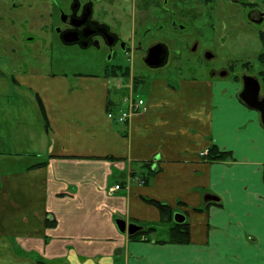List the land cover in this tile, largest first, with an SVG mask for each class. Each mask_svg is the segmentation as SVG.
I'll list each match as a JSON object with an SVG mask.
<instances>
[{
	"label": "crops",
	"instance_id": "1",
	"mask_svg": "<svg viewBox=\"0 0 264 264\" xmlns=\"http://www.w3.org/2000/svg\"><path fill=\"white\" fill-rule=\"evenodd\" d=\"M199 1L201 20L223 0ZM226 2L231 24L240 11L264 24V0ZM215 15L223 21L214 7L205 24ZM203 73L139 76L146 111L127 124L108 118L111 104L125 109V93L103 72L9 74L0 98V264H264V125L240 100L238 80ZM214 148L231 157L200 156ZM154 203L168 208L165 219ZM175 214L190 226L187 244L164 235ZM117 219L155 231L134 238Z\"/></svg>",
	"mask_w": 264,
	"mask_h": 264
},
{
	"label": "flooded vegetation",
	"instance_id": "2",
	"mask_svg": "<svg viewBox=\"0 0 264 264\" xmlns=\"http://www.w3.org/2000/svg\"><path fill=\"white\" fill-rule=\"evenodd\" d=\"M182 0H0V5H3L6 12L13 18L11 21V28L13 32L23 29L19 37H14L15 41L22 38L25 29L30 22H43L41 31L49 38H43L44 43L51 42V34L63 46L80 47L81 49H94L99 51L105 49L107 51L108 60L119 56H128L131 63L129 66L128 82H134L130 87L129 83L125 82L121 76L119 79L110 76V70L118 69V65H108L102 71L109 81V87L115 92H124V103L129 102L135 95L137 77L134 63L141 62L145 66L156 70L168 67L171 64L174 66V71L181 69V74L193 72L198 75L200 68L206 61L211 62L217 58L211 53L205 54L204 62L200 59L193 61L191 55L185 54V51L177 49L175 57L171 55V45L167 38L168 34L174 30L173 33H180L184 30L178 20L182 17L188 16L190 6ZM198 1H196L197 3ZM192 3V2H191ZM195 8L198 4L194 5ZM200 16V15H199ZM14 18H20L23 23H17ZM25 21V22H24ZM27 21V23H26ZM30 21V22H29ZM259 19L256 22H261ZM29 22V23H28ZM167 27V28H166ZM126 31V37L121 35V31ZM157 32L161 35L155 36ZM51 33V34H50ZM168 33V34H167ZM72 38L74 43L66 44L63 38ZM188 41L186 39H178L174 43L180 45ZM157 45H162V52L160 57L168 58L167 64H163L158 68H152L149 65L150 61L154 62L156 59ZM187 44L183 45L186 46ZM157 46V47H156ZM178 48V46H177ZM189 53H195L198 49V43L194 42L188 46ZM158 50V48H157ZM165 51V52H164ZM153 52V53H152ZM158 52V51H157ZM211 52V51H210ZM159 53V52H158ZM157 53V55H158ZM169 56V57H168ZM203 58V57H202ZM139 59V60H138ZM211 59V60H210ZM210 60V61H209ZM250 65V64H249ZM233 71L229 68L225 69H210L204 72L206 76L211 78H230ZM263 73L261 71L258 75L246 74L247 76L256 77L261 84V96L263 88ZM102 74V73H101ZM143 73L141 72V75ZM169 74V73H168ZM140 75V76H141ZM202 73L199 74L201 76ZM244 77V76H243ZM243 77L234 74V81L238 80L243 90ZM114 83V88H112ZM238 94V95H239ZM115 98V97H114ZM117 102L110 100L109 103Z\"/></svg>",
	"mask_w": 264,
	"mask_h": 264
},
{
	"label": "rangeland",
	"instance_id": "3",
	"mask_svg": "<svg viewBox=\"0 0 264 264\" xmlns=\"http://www.w3.org/2000/svg\"><path fill=\"white\" fill-rule=\"evenodd\" d=\"M196 1L198 2L196 3ZM226 1L223 0L216 3L215 6H209L206 10V16H201L200 20L198 14V3L200 1L192 0V3H190L187 0H182V4L184 2L186 4L187 11V5L191 6L188 16L178 20V23L184 27V30L177 34L173 33L174 30L170 34L167 33L168 36L170 35V38H167L168 42L172 40L170 42L172 48L171 55L174 58L176 55L174 51L177 49L185 51L187 55H191L194 59L193 61H198L199 59L206 61L205 54L208 53L216 55L217 58L211 62L206 61L205 63L204 60H201L204 63L200 71L207 72L210 69L220 70L226 67L233 71L231 77L227 78L228 80H233L234 74H238L239 77H243L248 73L257 75L258 71H264V64L258 60V54L263 50L260 36L264 24L249 22L246 19V14L243 15V11H240L236 24H231L236 11L233 13L231 5L227 4ZM195 4H198L196 8ZM200 4L202 6V2ZM214 7L215 10L223 14V21L222 19L218 21L215 15L214 21H209L208 25H206L205 22L207 23L211 19V11L214 10ZM203 8L205 10V7ZM12 19L4 6L0 5V98L2 100H6L8 95V85L10 83L8 75L14 72L35 71L44 74H67L72 77L76 73H94L100 75L104 68L111 64L123 66L124 68L130 66L131 61L128 56H119L108 60L107 51L104 48L96 51L94 49L84 50L80 47L63 46L51 33L52 43L42 42L43 38H49V36H45L41 31L43 22L29 21L30 24L25 29L22 38L15 41L14 37L20 36L23 27L19 31L13 32L11 28ZM14 20L19 24L23 23L20 18H14ZM221 21L222 23H220ZM121 35L126 37L127 32L122 30ZM159 35H161V38L163 37L161 32L154 33V37ZM178 39H186L188 43L184 42L183 44L176 45L174 42ZM194 42L198 43V49L195 53L191 54L187 48ZM185 44L187 45L183 46ZM171 64L176 63L171 62ZM171 64L166 68L153 70L137 61L134 63V68L139 76L141 72L143 74H151L150 76H156L157 74L163 76L168 73L172 76H182L181 69H179V72L178 70L174 71V66ZM186 74L190 73L186 72ZM124 81L129 83L127 87H130L134 83L133 81L131 83L128 82V78ZM132 86L134 87V85ZM114 87V83H112V88ZM17 90V86L11 85V95H14ZM262 95H264V84ZM134 180L140 185H144L145 183L144 179L142 181L138 179ZM113 188L110 189V193L121 190L122 186L118 190L111 191ZM164 235L165 237H169L170 234L165 233Z\"/></svg>",
	"mask_w": 264,
	"mask_h": 264
},
{
	"label": "water",
	"instance_id": "4",
	"mask_svg": "<svg viewBox=\"0 0 264 264\" xmlns=\"http://www.w3.org/2000/svg\"><path fill=\"white\" fill-rule=\"evenodd\" d=\"M63 42H66V44H72L74 41L70 38H63ZM158 46V47H157ZM156 47V56L157 58H154V62L149 63L152 68H158L159 66H162L163 64H167L168 58L165 56L162 58L160 57L162 50V45H157ZM159 53H158V52ZM165 52V51H164ZM153 53V52H152ZM158 53V55H157ZM169 57V56H168ZM240 100L246 104L249 108L254 109L259 112L260 119L262 124L264 125V95L261 96V84L259 80L256 77L253 76H247L245 75L243 77V90L239 94ZM206 200H218L217 197L213 195H207ZM186 217L182 214H175L174 221L176 223H184L186 220ZM116 225L119 229V231L123 234L128 233L129 235L136 234L139 230L142 228L136 224H127L125 220L117 219Z\"/></svg>",
	"mask_w": 264,
	"mask_h": 264
},
{
	"label": "trees",
	"instance_id": "5",
	"mask_svg": "<svg viewBox=\"0 0 264 264\" xmlns=\"http://www.w3.org/2000/svg\"><path fill=\"white\" fill-rule=\"evenodd\" d=\"M261 38L264 41V35H261ZM259 61L262 64H264V52L260 54ZM109 72H111L110 76L112 78L119 79V76H121L120 78H122L123 80H126L129 74V66L126 68L118 67V69L110 70ZM141 81L142 80H140V78L137 77L136 87L138 86V83ZM263 81H264V73H263ZM110 108L111 107H109V109ZM230 157H231L230 153L221 152L217 148H214V149L209 150L207 159L211 161H223V160L229 159ZM154 205H158L159 208L161 209L163 219H165V217L169 215L170 212H168V208L163 207L157 203H154ZM196 211H199V210H196ZM153 231H155V229H149L147 231L141 230L140 232H137L136 234H134L132 237L136 238L144 234L149 235ZM169 234L170 235H169V239L167 240V242L174 243V244H187L190 242V226L187 222H184V223L175 222L174 226L170 228ZM160 242H165V241L161 240Z\"/></svg>",
	"mask_w": 264,
	"mask_h": 264
},
{
	"label": "built area",
	"instance_id": "6",
	"mask_svg": "<svg viewBox=\"0 0 264 264\" xmlns=\"http://www.w3.org/2000/svg\"><path fill=\"white\" fill-rule=\"evenodd\" d=\"M145 110V105L143 100H137L131 99L129 101V108L126 110H121L118 114H115L113 112H110L108 117L113 119L116 118L119 122H127L129 121L135 114L140 113V111ZM201 157H205L208 155V150H204L200 153ZM139 181H142L141 178H138ZM120 185H116L111 191L120 189Z\"/></svg>",
	"mask_w": 264,
	"mask_h": 264
}]
</instances>
